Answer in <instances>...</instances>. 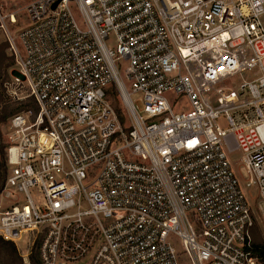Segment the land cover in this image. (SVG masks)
<instances>
[{"label":"built area","instance_id":"built-area-1","mask_svg":"<svg viewBox=\"0 0 264 264\" xmlns=\"http://www.w3.org/2000/svg\"><path fill=\"white\" fill-rule=\"evenodd\" d=\"M0 31L24 105L0 236L41 264H261L264 0H31Z\"/></svg>","mask_w":264,"mask_h":264},{"label":"rangeland","instance_id":"rangeland-1","mask_svg":"<svg viewBox=\"0 0 264 264\" xmlns=\"http://www.w3.org/2000/svg\"><path fill=\"white\" fill-rule=\"evenodd\" d=\"M31 0H0V10L7 11L11 9H23ZM24 18H22L23 20ZM8 67V68H7ZM14 67V58L12 52L8 46V43L5 40L3 33L0 31V93L2 92V105H7L9 110H20L22 104L16 102L10 98L7 93V86L12 82V72ZM7 69V70H6ZM5 129V128H4ZM3 132V129H2ZM240 152L236 153V156L239 157ZM252 190L250 191V196H252ZM253 206L256 208L257 200L253 199ZM253 242L254 244L264 246V229L261 224H257L253 230ZM20 254L23 257L24 264H30V255L29 258L25 255L26 249L24 243H15Z\"/></svg>","mask_w":264,"mask_h":264},{"label":"trees","instance_id":"trees-1","mask_svg":"<svg viewBox=\"0 0 264 264\" xmlns=\"http://www.w3.org/2000/svg\"><path fill=\"white\" fill-rule=\"evenodd\" d=\"M14 58V57H13ZM8 68V67H7ZM7 70V69H6ZM2 92L0 93V193L3 189L4 182L7 174V142L2 133V125L7 119L17 112L12 109L9 110L7 105H2ZM24 108L22 104L21 109ZM20 109V110H21ZM19 111V110H18ZM254 251L258 255L261 264H264V246L254 244ZM30 264H41L37 253V244H34L32 252L30 254ZM0 264H24L23 257L20 254L17 245L11 240H6L0 236Z\"/></svg>","mask_w":264,"mask_h":264}]
</instances>
